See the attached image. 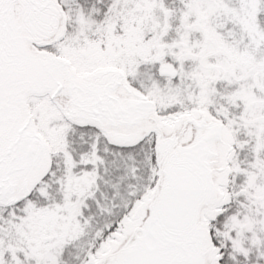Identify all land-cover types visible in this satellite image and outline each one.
I'll list each match as a JSON object with an SVG mask.
<instances>
[{
    "label": "snow or ice",
    "instance_id": "snow-or-ice-1",
    "mask_svg": "<svg viewBox=\"0 0 264 264\" xmlns=\"http://www.w3.org/2000/svg\"><path fill=\"white\" fill-rule=\"evenodd\" d=\"M0 264H264V0H0Z\"/></svg>",
    "mask_w": 264,
    "mask_h": 264
}]
</instances>
